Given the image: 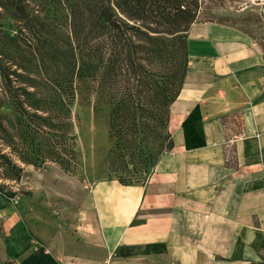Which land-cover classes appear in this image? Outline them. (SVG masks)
Listing matches in <instances>:
<instances>
[{
    "label": "crops",
    "instance_id": "0c3cea01",
    "mask_svg": "<svg viewBox=\"0 0 264 264\" xmlns=\"http://www.w3.org/2000/svg\"><path fill=\"white\" fill-rule=\"evenodd\" d=\"M211 25L189 29L173 145L146 179L101 174L58 220L0 193V264H264V53Z\"/></svg>",
    "mask_w": 264,
    "mask_h": 264
},
{
    "label": "trees",
    "instance_id": "16d2710c",
    "mask_svg": "<svg viewBox=\"0 0 264 264\" xmlns=\"http://www.w3.org/2000/svg\"><path fill=\"white\" fill-rule=\"evenodd\" d=\"M50 3L55 16L47 21L27 2L0 0V13L3 9L25 20L22 26L30 32L49 33L41 40L39 52L41 58L46 53L53 74L50 115L34 111L32 115L42 121L25 123V161L49 159L64 170H77L71 106L77 99L94 96L97 109L103 104L109 107L110 144L100 175L125 184L144 181L146 178L136 179L147 177L161 153L173 145L168 129L170 106L187 73L189 29L200 21L203 0ZM38 18L39 29L35 24L28 26ZM261 20L264 22V14ZM41 47H46V52ZM40 64L47 71L48 62L41 59ZM39 99L44 101L42 96L35 101L40 103ZM40 107L34 106L38 111ZM38 136L42 141L37 142Z\"/></svg>",
    "mask_w": 264,
    "mask_h": 264
},
{
    "label": "rangeland",
    "instance_id": "374dc122",
    "mask_svg": "<svg viewBox=\"0 0 264 264\" xmlns=\"http://www.w3.org/2000/svg\"><path fill=\"white\" fill-rule=\"evenodd\" d=\"M22 1L32 9H38L39 17H45L47 21L55 16L51 0ZM262 14L264 0H203L198 23L212 24L216 36L227 35L235 28L264 53ZM38 20L41 18L29 21L28 26L35 24V28L39 29L35 23ZM24 22L10 15L9 11L1 10L0 193L13 202L24 200L28 211L26 214L37 211L44 217L51 216L58 220L61 215L74 216L78 194L83 192L84 186L89 187L98 179L101 173L102 159L110 144L107 126L109 107L103 104L97 109L99 104L94 96H90L89 100L77 99L72 104V126L78 148L77 170L74 172L64 170L49 159L35 163L25 161L23 146L28 140L25 123L29 120L32 123L42 121L32 115L34 111L50 115L48 100L53 74L46 53L41 58L39 52L41 40L48 38L49 33L45 30L30 32L27 27L23 28ZM41 50L46 52L47 48L41 47ZM41 59L48 62L47 71L40 64ZM25 87L32 94H28ZM41 96L44 98L42 103L40 99V103L35 101ZM37 104L42 110L34 108ZM38 141H42L41 136L37 137ZM55 224L49 223L51 226Z\"/></svg>",
    "mask_w": 264,
    "mask_h": 264
}]
</instances>
